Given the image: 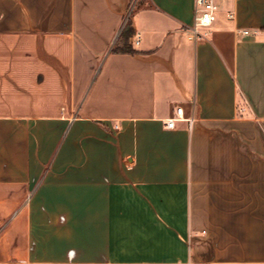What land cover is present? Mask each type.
I'll return each instance as SVG.
<instances>
[{"label":"crops","instance_id":"crops-1","mask_svg":"<svg viewBox=\"0 0 264 264\" xmlns=\"http://www.w3.org/2000/svg\"><path fill=\"white\" fill-rule=\"evenodd\" d=\"M231 2L189 39L194 0H0V264H264V0Z\"/></svg>","mask_w":264,"mask_h":264},{"label":"built area","instance_id":"built-area-1","mask_svg":"<svg viewBox=\"0 0 264 264\" xmlns=\"http://www.w3.org/2000/svg\"><path fill=\"white\" fill-rule=\"evenodd\" d=\"M219 11V4L216 0H194V14L192 24L187 28V37L189 39H196L202 37L205 32L204 29L210 27L217 18ZM229 17H232V12L228 13ZM243 33H248L244 30ZM139 38L135 36L134 43L138 44ZM174 116L168 118L165 121L167 128H173L177 120L182 119V108L175 107Z\"/></svg>","mask_w":264,"mask_h":264},{"label":"trees","instance_id":"trees-1","mask_svg":"<svg viewBox=\"0 0 264 264\" xmlns=\"http://www.w3.org/2000/svg\"><path fill=\"white\" fill-rule=\"evenodd\" d=\"M133 35V29L131 27L130 19L128 18L124 24L120 32V39L121 43L118 45L116 44L113 47L114 51H121L126 53H133L134 50L132 49L131 45L129 44V38Z\"/></svg>","mask_w":264,"mask_h":264},{"label":"rangeland","instance_id":"rangeland-1","mask_svg":"<svg viewBox=\"0 0 264 264\" xmlns=\"http://www.w3.org/2000/svg\"><path fill=\"white\" fill-rule=\"evenodd\" d=\"M217 3L219 4L220 6V10L218 11L217 15L219 16H225V13L228 11L229 8H231V1L232 0H216ZM227 18V17H225Z\"/></svg>","mask_w":264,"mask_h":264}]
</instances>
